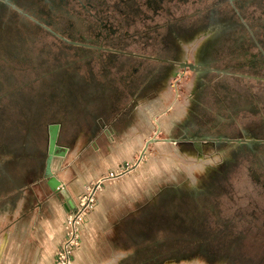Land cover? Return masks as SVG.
<instances>
[{"label": "rangeland", "instance_id": "1", "mask_svg": "<svg viewBox=\"0 0 264 264\" xmlns=\"http://www.w3.org/2000/svg\"><path fill=\"white\" fill-rule=\"evenodd\" d=\"M116 2L0 0V198L12 179L41 177L49 126L62 124L75 151L89 135L77 131L94 124L81 161L99 180L114 174L95 192L123 194L111 246L128 253L125 264H264V0L166 1L158 13L150 0ZM104 14L114 31L90 38L110 49L76 45L90 44L87 28ZM166 65L176 74L164 80ZM79 88L96 94L91 103L77 102ZM15 94L37 110L50 100L45 138H29L31 163L1 159L20 146Z\"/></svg>", "mask_w": 264, "mask_h": 264}, {"label": "crops", "instance_id": "2", "mask_svg": "<svg viewBox=\"0 0 264 264\" xmlns=\"http://www.w3.org/2000/svg\"><path fill=\"white\" fill-rule=\"evenodd\" d=\"M127 1L128 0H115L116 5L122 6L124 3L126 4ZM166 1L185 2L187 0H150L149 4L158 5V8L157 6L154 8L155 12V10L161 9L159 6L164 5L163 2ZM92 5V2H88L89 9H87L90 10ZM104 13L107 14V12ZM155 13H158V11ZM92 14L93 13L89 14V21L90 19H94L91 18ZM236 14L239 13L236 12ZM104 16H99L97 22L95 21L92 26L87 28L88 32H91L88 37L84 38V40L88 41L90 44L76 45L82 47L84 50L96 49L98 51H105L110 49L108 47L106 48L105 44H100L98 46L95 40L90 38L92 32L95 33L93 37L99 35V37L103 36L106 39V37L111 36V32L114 30H112L111 26L107 23L108 18ZM87 20V18L83 17L82 22L87 24ZM102 22H104V24H102ZM84 31L87 32V30ZM171 32L173 31H169V38H167L169 44ZM240 32V30L237 31L238 36L241 35ZM226 33L229 35L232 32L227 31ZM173 35L174 34L172 33V36ZM224 35L225 33L222 36ZM175 37L176 35H174L173 39ZM75 38H77V36H75ZM179 43L180 47L183 46L186 48V46L179 40L176 41L175 44L177 45ZM256 47L257 45L255 48ZM239 49L241 50L240 46ZM186 50L188 51L189 48L187 47ZM143 63L144 62H140V65H143ZM180 68H187V66L180 64ZM162 70H164L162 73L164 75V80H166L167 74L168 76L176 74L173 67L170 65L162 66L161 71ZM166 70L168 71L166 72ZM164 84H166L165 81ZM128 85L130 84L128 83ZM130 86L128 92L133 91V89L138 90L139 88L136 85ZM33 89L34 88L29 87L30 91ZM84 91H81V88L78 89L77 102H81L83 98V100H87L91 103L92 99L95 98L93 95L96 94L94 93L91 95L84 93ZM137 94L138 93L136 92V96H138ZM88 95L91 97L86 98ZM116 97H118V95H116ZM114 98L115 97L113 96L108 98V100L104 98V100L106 102H109V100L119 102V99ZM8 100L9 103H12L9 107V118L12 123L11 126L15 127V133L19 132L22 136L20 135L19 137L20 146L17 149L14 148L7 151L4 149L6 147H3L4 154L1 156V159L3 161L5 159L4 155L8 154L9 156L14 157L13 162L9 163L25 164L26 161L31 163L33 159H36L37 161L38 157L33 154V151H31L29 138L32 134L38 132H41L42 139V133H44L45 138L47 127L45 126V123L48 120V115L41 111V107L46 108L49 106V99L47 102H42L39 106V110H37V105L32 104L33 101L29 98H24L23 103H20L22 100L15 94L13 97L9 95ZM18 103L22 104V108L24 109H18ZM85 104L86 103L83 105ZM87 108L91 109L90 105ZM90 112L92 113V111ZM131 113L133 112L131 111ZM89 115L92 116H88V125L90 126V119L95 118L96 116L90 113ZM121 116H123L122 113L117 116L118 119L115 121H118ZM62 126L63 125L61 124L58 131V149L53 158L52 172L62 183V186L68 193L69 199H66L58 192L53 191L48 185V179L45 176L48 159L47 150L46 156L41 161L40 165L41 177L38 178L36 176L32 178L25 176L23 177V185L20 187H17V183L14 182L15 179H12L10 185H12L13 188L8 189V192L6 193L7 195L5 194L0 198V264H53L56 252L65 237L64 221L68 212L73 210L77 198L85 191V188L95 184L103 176L102 173L98 176L96 171L93 168H90V163L88 164L86 161H81L82 150H85L88 145L95 143L98 138V136L96 137L97 131L94 124H92V129L83 128L82 130L77 131L79 134H82L80 139L86 138V134L89 135L87 137L88 140L82 142L79 141L80 147L75 149V151H73L74 147L69 145L70 143L62 141V133L64 132ZM111 131L114 134L121 133V130L117 125H115ZM91 133H93L92 137L90 135ZM77 157L79 158L78 162L76 161ZM95 196H97V204L89 215L83 229L82 245L75 256V264H125L128 258V253H123L121 251L122 248L119 249V245L118 251H115L111 246V240L114 238L112 233L117 227H119L120 219H122L124 213L123 211L121 212L124 200L123 194L114 188H104L99 192L97 191ZM3 200L4 202H2ZM5 201H7V205H4Z\"/></svg>", "mask_w": 264, "mask_h": 264}, {"label": "built area", "instance_id": "3", "mask_svg": "<svg viewBox=\"0 0 264 264\" xmlns=\"http://www.w3.org/2000/svg\"><path fill=\"white\" fill-rule=\"evenodd\" d=\"M114 177V174L107 175L91 186H87L85 191L77 198L76 204L72 211H69L65 221V237L60 244L53 264H75V256L82 245V232L86 225L87 219L96 205L95 187L105 180Z\"/></svg>", "mask_w": 264, "mask_h": 264}, {"label": "water", "instance_id": "4", "mask_svg": "<svg viewBox=\"0 0 264 264\" xmlns=\"http://www.w3.org/2000/svg\"><path fill=\"white\" fill-rule=\"evenodd\" d=\"M49 145H48V159L46 163V170H45V176L48 179V185L53 190L64 196L66 199H69L67 192L62 188V183L54 176L52 172V162L54 155L56 154V151L58 149L57 146V139H58V131L59 126L58 125H51L49 126ZM156 139H150L146 145L145 149L151 144L156 142ZM165 142H172V140L168 139L165 140Z\"/></svg>", "mask_w": 264, "mask_h": 264}, {"label": "bare ground", "instance_id": "5", "mask_svg": "<svg viewBox=\"0 0 264 264\" xmlns=\"http://www.w3.org/2000/svg\"><path fill=\"white\" fill-rule=\"evenodd\" d=\"M145 151H146V149H144V150H143V152H141V155H142V154H144V153H145Z\"/></svg>", "mask_w": 264, "mask_h": 264}]
</instances>
